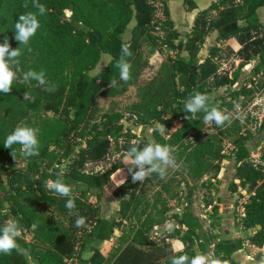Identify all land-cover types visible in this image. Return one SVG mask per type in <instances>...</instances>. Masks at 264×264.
I'll list each match as a JSON object with an SVG mask.
<instances>
[{
  "label": "trees",
  "instance_id": "obj_1",
  "mask_svg": "<svg viewBox=\"0 0 264 264\" xmlns=\"http://www.w3.org/2000/svg\"><path fill=\"white\" fill-rule=\"evenodd\" d=\"M157 1L162 4L160 16L157 15ZM167 1L39 0L47 9L44 15H39L32 6L33 0H0V44L7 36L11 48L20 47L22 51L19 63L13 66L17 77L20 66L24 73L45 71L48 81L41 86L35 80L26 84L16 79L9 94L0 92V229L9 218H14L22 228L33 232L31 241L17 238V244L26 249V253L15 249L11 254L0 253V264H66L67 258L79 252L78 245L80 249L92 252L90 264H171L173 256L184 254L188 255L190 264L191 258L198 255L197 251L205 255L207 245L199 237L196 219L188 209L175 215L178 225L185 230L175 228L167 235L170 239L176 236L181 239L185 245L182 251H176L168 238L159 244L151 243L148 230L162 222L151 223L144 230L136 231L111 258L91 245L92 240H106L114 236L116 229L121 231L126 211L121 207L110 219L103 217L89 195L100 203L113 202L123 185L115 183L112 177L115 169L90 173L87 166L105 161L114 146L127 153L133 146L132 141H138L141 149L153 143L171 146L176 162L187 164L194 178L203 177L211 169L210 162L234 161L239 183L233 181L229 189L233 193L243 189L249 195L243 204V215L238 219L241 228L252 234L246 238L219 239L213 249V258L241 264L234 254L246 250L247 241L252 246L264 248V165L251 162L254 153L249 146L258 133L264 134V119L258 131L253 132L241 128L229 115L237 106H245V99L251 94L246 88L233 89L242 70L258 60L250 74L264 76V22L259 16L264 0L213 2L207 9L197 12L185 39L180 38L181 34L174 27ZM184 2L188 11L198 10L192 0ZM29 11L37 13L41 25L30 39L31 52L15 40V23L19 21V15ZM67 11L71 12L70 18ZM134 19L136 25L129 32ZM158 23H162L166 31L163 37L155 34ZM128 33L131 36L126 40ZM212 33H217L219 41L235 40L238 45L235 56L240 63L232 75L218 71L215 63L217 48H213L203 62L197 61ZM146 43L150 55L164 50L177 55L169 56L162 63L157 76L142 89L141 101L129 109L126 118L130 126L151 128L153 142L126 127L119 111L97 116L101 98L125 94L136 84L148 64L143 60L142 50ZM122 45H129L133 53L131 79L127 82L120 79L115 67ZM185 53L187 57L183 56ZM105 55L111 59L93 75ZM210 72L211 80L207 77ZM112 79L116 80V85L110 88ZM50 85L56 86L54 92L46 91ZM213 86L226 88L227 95L213 97ZM195 92L207 94L209 102L218 105L229 116L230 122L226 121L223 126L215 124V129L221 133L231 131L229 153L215 142L218 134L201 137L206 125L202 111L195 117L185 111V101ZM33 111H45L53 116L42 119V128L38 132L39 155H23L22 161H16L21 146L14 144L7 149L4 141ZM157 124L165 128L160 130ZM189 137L194 140L188 142ZM78 140L83 145L70 158ZM57 150L64 158H70L64 169ZM21 162L24 166L20 168L13 165ZM58 175L71 187L76 205L71 211L65 207L67 197L59 196L45 186V181L55 180ZM73 184L78 186L76 190ZM78 216L85 217L84 227L75 226ZM213 218L221 219L219 205L213 207ZM119 238L123 242V236Z\"/></svg>",
  "mask_w": 264,
  "mask_h": 264
},
{
  "label": "rangeland",
  "instance_id": "obj_2",
  "mask_svg": "<svg viewBox=\"0 0 264 264\" xmlns=\"http://www.w3.org/2000/svg\"><path fill=\"white\" fill-rule=\"evenodd\" d=\"M169 1V0H168ZM167 1V2H168ZM175 1L171 2V8L174 7ZM178 4L174 9L175 17L178 19ZM66 15L68 18L71 17V12L67 11ZM260 19L264 22V10L261 12ZM259 15V16H260ZM131 28H129V32ZM155 34L159 36H165L166 31L162 28V23H158ZM130 33L125 36V39H130ZM182 37L181 39H185ZM213 48L218 49L215 63L220 73H232L237 70L240 60L236 59L235 52L239 49L235 40L230 41H219L216 33H212L206 40L205 45L199 53L197 58L198 62H203L207 56H209ZM143 60H147L148 64L140 74L136 84L129 87L125 94L118 96H104L99 100L97 116L102 115L108 111H119L123 114V123L126 127H131L133 132L138 135L145 136L148 140L153 142L152 130L149 127H136L130 126L126 121L128 117L129 109L136 103L141 101L142 89L149 86L150 82L157 76L159 69L164 61L169 56L176 57L177 55L173 52L164 50L162 52H155L149 54L150 48L145 44L143 47ZM183 56L187 57L185 53ZM111 59L109 55H105L100 61L97 68L93 73H98L99 70L106 65ZM258 60H255L250 66L242 70L241 78L236 87L233 89H249L251 91L250 96L246 97L245 106H237L236 110L230 112V116L237 120L241 128L251 129L253 132H257L260 128L264 119V76L260 75L253 77L250 74L252 66L256 65ZM19 71L18 79H22L24 74L20 66L17 67ZM95 75V74H94ZM209 80H211V72L207 74ZM27 84V82H25ZM213 97L226 96V88L216 89L213 86ZM229 99V98H228ZM52 117V113L41 112H30L29 117L22 125L37 128L39 131L42 128V119L45 116ZM220 130L215 129V123L205 125L201 132V137H208L213 133L218 134V138L215 142L222 145L224 152L229 153L232 146L230 139L232 137L230 133H219ZM194 140V137H189L188 142ZM82 142L78 140L73 146V157L74 153L78 152L82 147ZM253 150V157L251 162L253 164L264 165L262 157L264 156V134L258 133L254 140L249 144ZM19 156L15 159L16 161L21 160L24 156L19 150ZM57 153L61 155V168L64 169L69 163L70 158H64L63 153L57 150ZM126 153L118 150L115 146L111 149L107 159L99 164H90L87 166V172L99 173L107 170L122 169L121 176L113 178L117 183L121 177H126V183H123L122 188L119 189L118 194L115 197V202L119 208L123 207L126 211V218H124L123 226L121 227L123 242L120 246H123L126 241L134 235L138 230H144L151 223L162 222V225L148 230L151 243L159 244L162 240L167 239V235L174 232V229H183L178 225L175 215L183 213L186 209L189 210L191 216L195 217L197 222L196 230L199 237L206 243L208 252L205 254L209 261L213 258V252L215 243L221 238L226 231L228 234L229 225L235 221L236 206L240 207V202L244 203L247 196L243 189H239L233 197L231 196V190L229 189L230 184L235 181L238 171L235 168L234 161H214L210 162L211 169L205 173L201 178H194L190 175V169L184 162L177 163L175 160V166H170L167 169L164 178H161L158 173L153 172L150 177H146L143 182H132V177L129 174V167L132 165L130 162L124 160ZM22 161V160H21ZM17 168L24 166L22 163H13ZM138 171V169H136ZM73 189H77V185L73 184ZM221 197L222 202H218ZM89 199L93 201L99 209H102L101 203L97 202L93 195H89ZM128 201V202H126ZM123 202V204H122ZM129 204V205H128ZM108 204H106L107 206ZM219 205L221 220L213 218V207ZM129 207V209H128ZM242 209V207H241ZM1 210V209H0ZM224 219V220H223ZM15 221L14 218H9L5 224ZM23 229L20 238L26 241H31L33 232L29 229ZM224 234V235H226ZM167 241L173 243L176 249L180 250V247L185 248L184 243L181 239L176 236L172 239L168 238ZM200 254L199 251H197ZM256 258H251L249 261L251 264L260 260L264 256V252H257ZM84 256L89 257L90 251H84ZM245 259L248 260L246 257Z\"/></svg>",
  "mask_w": 264,
  "mask_h": 264
},
{
  "label": "clouds",
  "instance_id": "obj_3",
  "mask_svg": "<svg viewBox=\"0 0 264 264\" xmlns=\"http://www.w3.org/2000/svg\"><path fill=\"white\" fill-rule=\"evenodd\" d=\"M32 6L38 10L39 15H44L47 11L46 6L39 3V0H33ZM28 7L27 4L24 5ZM41 27L40 21L37 18V13L27 12L19 15V21L15 23V40L20 45H24L28 52L32 49L29 46L30 39L36 34L38 29ZM22 55L21 48H11V44L7 36L4 41L0 44V92L9 94L12 90V83L18 79L16 72L13 70V66L19 63V57ZM133 53L130 51L129 45H122L120 51V58L116 62L115 67L119 70L120 79L127 82L131 79V63L130 58ZM35 80L39 85L43 86L48 83L46 80L45 71L41 70L36 72L29 70L25 72L20 79L21 83ZM116 80L112 79L109 87H114ZM56 90L55 85H50L46 88V91L54 92ZM25 94V99H27ZM185 111L191 113L193 117L198 112H203V122L211 124L215 122L217 126H223L226 121H229V116L222 111L218 105H213L209 102V96L201 92H195L188 100L185 101ZM188 119L189 117H185ZM230 122V121H229ZM158 129L163 130L164 125L157 124ZM39 129L32 128L25 125L17 126L14 131L9 134L4 141V148L11 149L14 144H19L20 152L25 157H32L39 155V140H38ZM132 147L124 156V160L130 162L132 165L128 171L132 177V182H143L146 177H150L153 172L158 173L161 178H164L168 167L175 166V157L173 156V149L169 145H162L159 143L147 144L142 149L139 147L138 141H132ZM14 156L15 153L11 152ZM147 166V167H146ZM54 167H58L55 165ZM138 169V171L136 170ZM122 169H117L112 174L113 178L121 176ZM126 183V177H121L117 181L118 185ZM45 186L53 191L55 194L67 197L65 207L71 211L75 208V200L71 196V187L64 183L63 178L59 175L57 179H49L45 181ZM77 228L85 226V217L78 216L75 222ZM0 253L11 254L12 250H16L20 253H26V249L20 248L17 244V238L22 235L23 229L16 222L12 221L6 224L0 229ZM171 264H189V257L187 254L173 256L171 258ZM190 264H229L228 260L212 259L208 260L204 254H198L191 258ZM256 264H264V256L260 258Z\"/></svg>",
  "mask_w": 264,
  "mask_h": 264
},
{
  "label": "crops",
  "instance_id": "obj_4",
  "mask_svg": "<svg viewBox=\"0 0 264 264\" xmlns=\"http://www.w3.org/2000/svg\"><path fill=\"white\" fill-rule=\"evenodd\" d=\"M172 1L176 2V3H174L173 8H171V2ZM192 1L198 7V10L192 11V12L188 11V9H187L188 6L185 4L184 0H169L168 1L171 19L174 22L175 29H177L179 31V33L181 34L180 38L186 37L191 32L192 24H193V21L195 20V17L197 16V12L207 9L213 2H216L218 0H192ZM178 4H180V6L177 9L178 10V19H177V17H175V14H174V11H175L174 9H176L175 7ZM262 10H264V7L259 10V15L261 14ZM260 17H261V15H260ZM135 25H136V20L134 19L131 22L129 28L132 29ZM216 35H217V33H216ZM92 74L96 75V73H93V72H92ZM245 193H246V191H245ZM230 194H231L230 197H233V195H235L236 193L231 192ZM246 198H248V196ZM115 200L116 199L114 197L113 202L106 203V204H108L107 206H106V204L101 203L102 209H100V210H101L103 217L105 219H110L114 215V213L119 210V206L117 205V202H115ZM218 202H220V204H221V202H222L221 197H219ZM241 207H243V205L240 202V207L236 206V211L240 212V213H238V214L236 213L235 221L232 222L231 225H229V228L227 231L228 234H226V231H224L225 232L224 234H226V235L221 234V238H219V239L246 238L248 234H252V231L244 230L239 225V219L238 218L242 216ZM220 211H221V209H220ZM222 215H223V213L221 212L220 216H222ZM121 235H122V231L116 229L114 236H112L109 239L100 240V241H95V240L94 241L89 240V241H91L92 246H96L104 255H106L108 258H111L112 255L116 252V250L120 247L121 240L119 237ZM112 238H113V241H111ZM174 248L176 251H182L184 249L183 247H180V250H178V249H176L175 246H174ZM84 251H86V250L80 249L79 254L82 257V259L84 260L85 264H90L89 258L91 257L92 252L90 250H88V251H90V256L85 257ZM258 251L264 252V248H258L256 246H252L247 241L246 242V250H241V251L235 253L234 258L238 262H240L241 264H251L249 260L251 258H253V256H254V258H256V256H259L260 254L256 255ZM211 253L213 254V252H211ZM246 257L248 258V260L245 259Z\"/></svg>",
  "mask_w": 264,
  "mask_h": 264
},
{
  "label": "built area",
  "instance_id": "obj_5",
  "mask_svg": "<svg viewBox=\"0 0 264 264\" xmlns=\"http://www.w3.org/2000/svg\"><path fill=\"white\" fill-rule=\"evenodd\" d=\"M156 5V7L158 8V12H157V15L158 16H160L161 15V6H162V4L160 3V2H158L157 1V4H155ZM160 7V8H159ZM244 203H242V205H243ZM242 215H243V207H242ZM111 241H113V238L111 239ZM77 251H80V248H79V245L77 246ZM65 263L66 264H85L84 263V260L82 259V257L80 256V254H79V252L77 253H75V254H73L70 258H67L66 260H65Z\"/></svg>",
  "mask_w": 264,
  "mask_h": 264
}]
</instances>
